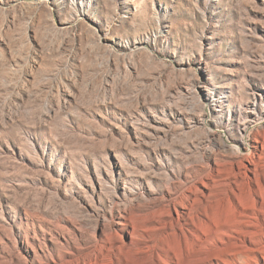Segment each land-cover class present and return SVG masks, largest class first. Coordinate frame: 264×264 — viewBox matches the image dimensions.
Instances as JSON below:
<instances>
[{
  "label": "rangeland",
  "instance_id": "rangeland-1",
  "mask_svg": "<svg viewBox=\"0 0 264 264\" xmlns=\"http://www.w3.org/2000/svg\"><path fill=\"white\" fill-rule=\"evenodd\" d=\"M0 264H264V0H0Z\"/></svg>",
  "mask_w": 264,
  "mask_h": 264
},
{
  "label": "bare ground",
  "instance_id": "bare-ground-1",
  "mask_svg": "<svg viewBox=\"0 0 264 264\" xmlns=\"http://www.w3.org/2000/svg\"><path fill=\"white\" fill-rule=\"evenodd\" d=\"M197 186V185H196ZM197 190V189H196ZM185 196V195H184ZM181 202V201H180Z\"/></svg>",
  "mask_w": 264,
  "mask_h": 264
}]
</instances>
